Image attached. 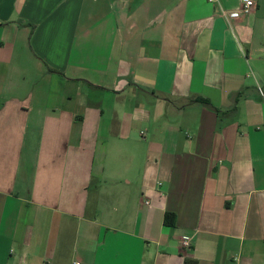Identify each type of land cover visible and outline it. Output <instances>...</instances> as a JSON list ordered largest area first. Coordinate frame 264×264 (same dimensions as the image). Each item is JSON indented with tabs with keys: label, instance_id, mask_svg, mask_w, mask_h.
<instances>
[{
	"label": "crops",
	"instance_id": "obj_1",
	"mask_svg": "<svg viewBox=\"0 0 264 264\" xmlns=\"http://www.w3.org/2000/svg\"><path fill=\"white\" fill-rule=\"evenodd\" d=\"M245 1L0 0V264H264Z\"/></svg>",
	"mask_w": 264,
	"mask_h": 264
},
{
	"label": "built area",
	"instance_id": "obj_2",
	"mask_svg": "<svg viewBox=\"0 0 264 264\" xmlns=\"http://www.w3.org/2000/svg\"><path fill=\"white\" fill-rule=\"evenodd\" d=\"M210 1H213V0H210ZM253 6H254V3L251 0H246L245 3L242 5V7L239 8L238 10L225 11L224 17L229 18V19H234V18L241 17L243 15H247L250 13ZM140 135L143 136V133H141ZM182 246L185 249H189L191 246V239L185 237L182 242ZM75 264H78V263H75Z\"/></svg>",
	"mask_w": 264,
	"mask_h": 264
},
{
	"label": "trees",
	"instance_id": "obj_3",
	"mask_svg": "<svg viewBox=\"0 0 264 264\" xmlns=\"http://www.w3.org/2000/svg\"><path fill=\"white\" fill-rule=\"evenodd\" d=\"M196 102H199L203 105H206L208 107H211V103L208 100L205 99H198ZM215 111L219 114V111L215 109ZM176 222V217L173 213H166L164 217V224L167 227H174ZM185 264H196V262L191 260H186Z\"/></svg>",
	"mask_w": 264,
	"mask_h": 264
}]
</instances>
